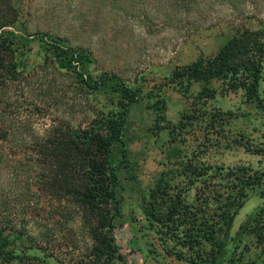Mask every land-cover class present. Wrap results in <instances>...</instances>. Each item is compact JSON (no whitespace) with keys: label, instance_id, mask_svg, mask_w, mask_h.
I'll list each match as a JSON object with an SVG mask.
<instances>
[{"label":"trees","instance_id":"16d2710c","mask_svg":"<svg viewBox=\"0 0 264 264\" xmlns=\"http://www.w3.org/2000/svg\"><path fill=\"white\" fill-rule=\"evenodd\" d=\"M23 1L0 0V209L19 204L12 216L0 210V260L19 257L16 245L25 239L43 248L72 245V225L77 223L90 240L86 256L91 257L93 264H114L116 259H122L114 237L116 220L121 214L118 186L122 171L130 172L132 168L125 140L127 115L143 93L109 70L89 72V66L96 63L94 54L69 44L67 39L48 32L28 38L19 21ZM101 1L103 8L108 9L114 3ZM139 1L135 0V4ZM201 1L159 0V7L167 19H172L178 15L186 17ZM6 26L19 33L3 29ZM234 30L214 54L174 67L166 76L167 83L178 86L185 95L194 83H199L200 89L192 95L196 106L205 105L217 93L240 90L244 102L264 112V96L259 89L264 67V20L256 29L241 24ZM33 40L44 55L38 62L27 63L21 56L30 51L27 45ZM46 68L69 76L76 83L74 89L109 94L110 107L103 110L89 104L91 116L78 124L55 118L38 126L31 119L42 107L35 102L36 93L27 86L36 70ZM51 87L52 83H48L43 93ZM151 108L156 127L168 128L173 133L177 124L166 120L164 100L155 99ZM196 117L194 113L185 114L179 126L184 127ZM207 118L208 125L217 129L230 122V112L215 109L207 112ZM231 143L262 156L264 162V142L253 145L240 135ZM178 167L189 185L210 177L225 182L222 187L226 188L212 197L217 202L212 215L192 209L181 191L173 192L172 178L166 172L149 189L142 212L166 232L183 225L182 242L196 249L197 257L205 261L203 264H219L226 253L234 217L249 193L264 195V164L223 170L189 161ZM29 223L31 229L27 227ZM34 229L37 233L33 235ZM237 233H251L264 241V207L259 214H251ZM204 243L211 245V252L202 248Z\"/></svg>","mask_w":264,"mask_h":264},{"label":"rangeland","instance_id":"374dc122","mask_svg":"<svg viewBox=\"0 0 264 264\" xmlns=\"http://www.w3.org/2000/svg\"><path fill=\"white\" fill-rule=\"evenodd\" d=\"M100 2L24 0L19 21L24 24L28 38L48 32L91 51L96 63L89 66V72L109 70L143 93V98L130 106L127 115L125 140L132 168L130 172L122 171L118 186L121 214L116 220L114 237L122 259H116L114 264H203L205 261L197 257L196 249L182 242L183 225L175 231H164L167 229L145 218L141 208L143 200L166 172L172 178L173 192L181 191L185 203L192 209L212 215L217 206L212 197L226 188L222 187L225 182L218 180L219 184L210 177L189 185L178 166L189 161L223 170L237 165L262 166V156L230 144L240 135L253 145L264 142V112L244 102L240 90L217 93L205 105L196 106L192 95L200 89V84L194 83L185 95L178 86L167 83L166 76L176 66L214 54L236 26L259 28L264 20V0H202L186 17L178 15L172 19H167L160 10L159 0H140L138 4L135 0H113L111 9L103 8ZM3 29L19 33L11 26ZM27 46L30 51L21 56L23 61L34 63L43 58L37 41ZM28 82V89L37 95L35 102L42 107L31 119L38 126L55 118L78 124L91 116L87 106L106 110L112 102L109 94L74 89L76 83L69 76L54 73L51 68L36 70ZM48 83L52 87L43 93ZM259 89L264 96V67ZM56 95L60 97L54 100ZM159 97L165 103L166 120L171 125L177 124L173 133L155 125L151 104ZM215 109L230 112V122L217 129L207 123V112ZM189 113L197 117L180 127L179 121ZM262 207L264 195L251 191L234 217L226 253L219 264H264V241L251 233H237L244 221L254 212L259 214ZM18 209L19 204L0 210L12 216ZM31 226L32 223L27 225L30 229ZM72 226V245L43 248L25 239L16 245L19 257L0 260V264H93L91 257L86 256L90 240L78 229L77 223ZM36 233L34 229L32 234ZM202 248L212 251L209 243H204Z\"/></svg>","mask_w":264,"mask_h":264}]
</instances>
